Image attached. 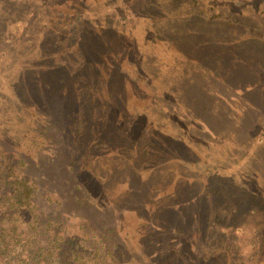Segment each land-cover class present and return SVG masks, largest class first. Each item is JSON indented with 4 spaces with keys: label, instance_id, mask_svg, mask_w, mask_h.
<instances>
[{
    "label": "rangeland",
    "instance_id": "rangeland-1",
    "mask_svg": "<svg viewBox=\"0 0 264 264\" xmlns=\"http://www.w3.org/2000/svg\"><path fill=\"white\" fill-rule=\"evenodd\" d=\"M4 150L75 264H264V0H0Z\"/></svg>",
    "mask_w": 264,
    "mask_h": 264
},
{
    "label": "trees",
    "instance_id": "trees-1",
    "mask_svg": "<svg viewBox=\"0 0 264 264\" xmlns=\"http://www.w3.org/2000/svg\"><path fill=\"white\" fill-rule=\"evenodd\" d=\"M66 98L57 96L53 89L48 90V97L43 94L35 97L37 104L40 105L39 109L43 108L46 115L55 116L58 113L55 118L63 120L69 116L67 109L73 110L75 107L69 105ZM72 113L75 114L76 109ZM47 125L43 131L50 128V122H47ZM13 153L4 150L0 156V190L4 194L0 205V264H15L16 262L18 264H53V262L75 264L78 258L84 256L83 249L78 246L70 247L72 246L69 244L71 241L65 239L66 236L60 233L59 223L56 222L57 227L53 229V237L45 238L43 234L46 230H37L41 222L40 215L32 218L29 216L33 208L31 207L34 197L33 188L28 184L29 180L24 170L17 167L18 163L14 160L16 158ZM76 196H72L69 200L71 205L77 206L83 203L82 200L76 199ZM26 209L29 215L22 213ZM19 220L25 227L19 225ZM47 224L49 225V222ZM228 226L229 224L226 223L225 227ZM260 228L257 229L259 234L264 231V228L262 230ZM52 243L55 245L52 246ZM65 244L68 245L66 248ZM258 249L262 247L259 246Z\"/></svg>",
    "mask_w": 264,
    "mask_h": 264
}]
</instances>
